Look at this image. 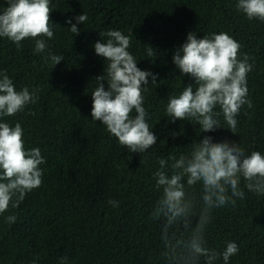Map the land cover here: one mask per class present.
<instances>
[{
	"label": "trees",
	"instance_id": "obj_1",
	"mask_svg": "<svg viewBox=\"0 0 264 264\" xmlns=\"http://www.w3.org/2000/svg\"><path fill=\"white\" fill-rule=\"evenodd\" d=\"M237 2L50 0V20L58 26L45 52H35V39L44 37L26 38L19 47L0 37V72L7 73L17 90L39 89L34 104L0 122L20 123L25 148H39L45 159L41 186L28 192L17 208L9 206L0 214V264H168L160 225L152 216L162 194L154 178L158 161L167 160L170 176L172 157L190 154L191 144L204 136L238 143L246 155L254 150L264 155V21L248 19L237 10ZM6 6L0 0V11ZM79 14L88 19L77 25L80 31L74 35L65 21L76 23ZM110 30L130 36L128 51L137 67L158 76L143 94L146 120L157 137L144 153H131L91 118L90 94L107 66L93 46L105 42ZM189 32L198 39L228 33L241 45L240 58L246 54L252 65L247 73L252 107H241L234 134L222 113L217 117L221 128L207 133L191 119L171 122L166 114L169 96L189 84L195 89L193 78L181 75L172 63ZM149 46L154 49L151 57ZM49 52L63 60L54 66L45 62ZM215 111L220 112L218 106ZM244 184L242 179L244 199L211 210L204 240L218 252L235 242L239 251L228 264H264V194L249 192ZM188 194L195 195L198 218L201 185L188 188ZM110 200L119 206L113 207ZM13 214L16 222L9 224L6 217ZM198 264H206V258L200 257ZM215 264H223L222 257Z\"/></svg>",
	"mask_w": 264,
	"mask_h": 264
},
{
	"label": "clouds",
	"instance_id": "obj_2",
	"mask_svg": "<svg viewBox=\"0 0 264 264\" xmlns=\"http://www.w3.org/2000/svg\"><path fill=\"white\" fill-rule=\"evenodd\" d=\"M5 3L7 6L0 11V37H6L18 47L26 38L44 37L35 39V52H45L49 47L47 41L54 37L53 28L58 26L50 20V0H5ZM236 8L250 20L264 21V0H238ZM74 19L76 23L71 19L65 23L77 35L80 31L77 25L88 17L79 14ZM104 35L108 39L98 40L93 46L95 54L103 57L107 66L95 78L96 87L90 94L91 118L102 123L131 153H144L156 144L157 137L146 120L143 94L147 85L157 83L158 76L137 67L136 58L128 51L130 36L119 30H110ZM240 48L226 32L199 39L194 32L187 34L186 41L174 51L172 63L181 75L193 78L195 89L189 84L178 95L169 96L166 114L171 122L191 119L200 127V132L207 133L221 128L217 117L222 113L228 130L236 132V117L241 107L245 104L252 107L251 100L247 99V73L252 65L246 54L240 58ZM153 50L148 47L149 57L154 55ZM44 59L54 66L63 57L49 52ZM38 92V88L30 91L28 87L17 90L7 73L0 72V119L23 112L27 105L38 100ZM217 106L219 113L215 111ZM23 136L20 123L13 126L0 122V214L9 206L17 208L28 192L42 184L40 165L45 159L39 148H25ZM191 145L190 154L179 159L172 157L170 176L165 171L168 166L165 159L158 161L160 168L154 173L156 186L162 189L152 213L161 229L162 255L168 264H198L200 257L206 258V264H215L220 257L223 264H228L229 258L238 253V245L229 241L223 252L209 249L204 228L211 220L213 208L229 203L235 206L234 198L244 199L245 192L240 188L242 179L249 192L264 194V155L255 150L246 155L238 143L213 142L211 136H204ZM198 183L202 188L203 208L197 218L196 198L188 194V188ZM109 204L119 206L114 200ZM16 219L14 214L6 217L9 224ZM188 232L190 235L185 238L184 233Z\"/></svg>",
	"mask_w": 264,
	"mask_h": 264
}]
</instances>
